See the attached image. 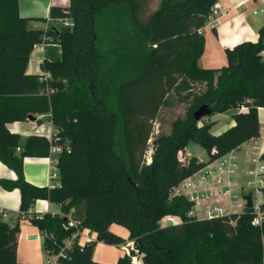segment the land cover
I'll list each match as a JSON object with an SVG mask.
<instances>
[{"label": "trees", "instance_id": "obj_1", "mask_svg": "<svg viewBox=\"0 0 264 264\" xmlns=\"http://www.w3.org/2000/svg\"><path fill=\"white\" fill-rule=\"evenodd\" d=\"M215 2L160 0L144 18L147 0H69L67 8L51 7L49 18L72 26L43 31L20 16L19 0H0V162L16 174L0 179V187L19 191L20 218L41 232L44 252L58 253L74 232L64 228L70 214L96 234L95 242L67 250L61 264H100L93 261L97 242L117 247L127 241L138 252L129 249L116 264H133V257L149 264H264V188L260 225L253 223V208L211 220L190 217L194 203L174 195L185 179L260 135L264 27L255 42L225 51L226 66L201 68L200 30ZM43 42L61 50L60 61L42 62L41 70L50 73L45 81L26 72L34 46ZM171 96L186 105L185 114L151 141L147 163L153 121ZM241 106L247 112L233 114L235 125L217 136L211 123L193 116L201 107L210 116ZM45 114L56 129L49 140L32 135L20 146V137L6 128ZM190 142L208 162L179 160ZM52 146L61 147L54 156L59 186L29 184L24 159L49 157ZM260 159L264 163V154ZM37 200L59 205L61 215L28 217ZM165 216L180 223L161 226ZM112 224L128 231L126 240L109 230ZM19 231L18 222L0 220V264H20Z\"/></svg>", "mask_w": 264, "mask_h": 264}, {"label": "crops", "instance_id": "obj_2", "mask_svg": "<svg viewBox=\"0 0 264 264\" xmlns=\"http://www.w3.org/2000/svg\"><path fill=\"white\" fill-rule=\"evenodd\" d=\"M216 3L220 5L224 14L200 30L204 37L205 47L203 55L198 60V65L201 68L219 70L227 65L225 56L227 49L231 50L242 42H255L257 40L258 31L264 27V0H216ZM54 6L67 8L69 0H19V14L23 18L33 20L30 22V28L45 31L48 26L61 23L59 20L49 18L50 8ZM36 19H42V21ZM262 56L264 58V52ZM60 59L61 50L58 44L51 42L36 44L30 54L26 72L42 76L44 72L41 70V64L44 60L58 62ZM238 112L245 113L247 109L241 106L225 113L203 117L202 121L211 123V133L217 136L235 125L232 115ZM257 115L260 123L258 138L249 140L234 149L232 153L234 159H231L229 154L225 155L222 160L227 161L226 164L221 165V160H215L208 163L202 171L188 177L194 182V187L188 189L190 192L192 191L199 196L213 194L208 199H198L195 206L196 210H201L203 206L220 205L223 208V214L241 213L242 208L237 206V203L241 201H236L230 195H224L223 191L227 189L230 193L233 194L234 192L241 196L251 194L252 202L258 205L262 204L263 198L260 189L264 188V163L260 157L264 154V108H258ZM6 128L9 132L20 137V146H23L27 138L32 135L43 136L49 140L56 133L49 114L33 116V120L8 123ZM180 154L187 161L194 157L200 162H208L206 152L193 142H190ZM54 156L50 153L49 157L25 158L23 161L25 180L36 187H55L58 181ZM262 164L263 170L259 175L249 174V172L257 170ZM232 165L235 168L229 172ZM201 175L205 176L204 179H201ZM217 178H220L221 181L217 182ZM0 179H16L14 171L1 162ZM254 197H256V201H254ZM19 206V191L17 189L7 191L0 187V209L4 210L8 216L5 221L11 225L16 222L19 223L20 231L16 247L17 261L20 264H44L45 252L42 248V234L27 218H20ZM31 214L61 215V210L59 205L46 200H37L30 209L28 217ZM109 230L125 240L128 237V231L121 226L112 224ZM127 244L116 247L97 242L94 248L93 261L100 264H116L120 256L128 253L127 246L130 244ZM133 258V264H141L138 259L136 262L133 261Z\"/></svg>", "mask_w": 264, "mask_h": 264}, {"label": "built area", "instance_id": "obj_3", "mask_svg": "<svg viewBox=\"0 0 264 264\" xmlns=\"http://www.w3.org/2000/svg\"><path fill=\"white\" fill-rule=\"evenodd\" d=\"M224 12L221 11L220 5L218 3H214L210 9V14L208 17V22L207 24H212V22L214 20H216L217 18H219L221 15H223ZM61 24L65 27H71L72 23L69 20H61L60 21ZM50 78V73L49 72H44V74L41 76V80H48ZM19 149H17L18 151ZM61 151V147L60 146H52L50 149V153L51 154H57ZM234 150H231L228 154L230 156L231 159H234V156L232 155ZM214 152V151H213ZM180 153L178 154V158L181 162H183V160H181L180 158ZM223 158V157H222ZM222 158L218 159L221 160V165L226 164L227 161L222 160ZM149 161H150V155H149ZM55 162V160H54ZM149 163V162H147ZM235 166L232 165L231 170H229V172H232L234 170ZM220 169V167L218 168V170ZM263 170V164L259 165V167L257 168V170H254L252 172H249L250 175H259ZM202 171V170H201ZM200 172V171H199ZM207 174H210V172H207ZM204 175H201V179H204ZM221 179L217 178V182H220ZM56 186H59V184H57ZM194 187V182H192L189 178L185 179L183 181V183H181V185L179 184V186L177 188L174 189V195H183L185 196L189 201L194 203V208L188 213V216L190 217H195L199 220H211L226 214H223V208L221 206H217V205H210V206H206L203 210H196L195 206H196V202L198 199H208L210 196H212V193L209 194H205V195H197L194 194L192 191L190 192L188 189ZM224 195H230L232 196L233 199L235 200H240L241 202L237 203L238 207H241L242 210L245 208V201L242 199V196L240 194H235L233 192L230 193V191L227 189L225 191H223ZM253 204V209L255 211V217L253 220V223L255 225H260L262 218H263V214L260 212V205H258L257 203L252 202ZM195 209V210H194ZM7 213L0 209V220L5 221V219L7 218ZM67 217V223L64 225L65 229H69V228H73L74 232L71 234L70 237H68L64 243H63V247L59 250L58 253H50L48 251L45 252V261L44 264H61L60 259L66 257L67 254V250H69L70 248H72L73 246L77 245L79 247L84 246L85 244H90L96 241V234L92 231H90L87 228H84L80 221L74 220L71 216H66ZM180 223V219L178 217H174V216H165L160 220V225L161 226H166L168 224H172V225H176Z\"/></svg>", "mask_w": 264, "mask_h": 264}, {"label": "rangeland", "instance_id": "obj_4", "mask_svg": "<svg viewBox=\"0 0 264 264\" xmlns=\"http://www.w3.org/2000/svg\"><path fill=\"white\" fill-rule=\"evenodd\" d=\"M159 1L160 0H147V3L143 7V10H142V17L145 18L150 13H152L155 9H157V7L159 5ZM196 88L197 89H201L202 85L201 86H197ZM169 98H170L171 105L168 106V107H162L159 110L156 119L153 121V124H152L153 125V137H152V139L149 142V150H148V152L146 154L147 162H149V155L152 152L151 141L155 137H157V135H159V134L168 133L169 130H170L172 122L178 117H183L184 114H185L186 105L183 104V103L178 102L177 99L174 96H171ZM191 146H193V145H191ZM194 146H196V145H194ZM196 148H199V147H196ZM179 156H180L181 160H183V163L185 164L187 162V160L184 159L182 154H180ZM238 200H236V201H238ZM254 201H256V197H254ZM217 206H220V205H217ZM205 207L206 206H203L201 208V210L203 208H205ZM127 243L130 244V246H127V249H128V252H129V249L132 248L131 247L132 242H128L127 241L126 244ZM141 258L142 257H136V259H138L140 261V263L143 264L142 261H141Z\"/></svg>", "mask_w": 264, "mask_h": 264}, {"label": "water", "instance_id": "obj_5", "mask_svg": "<svg viewBox=\"0 0 264 264\" xmlns=\"http://www.w3.org/2000/svg\"><path fill=\"white\" fill-rule=\"evenodd\" d=\"M206 115H207V112L205 111L204 107L199 108L193 114L195 120H199L200 118H202ZM28 119L33 120V117L30 116ZM242 199L245 201V208H249V209L253 208L251 194H247V195L242 196ZM131 247H132L131 249H133L135 252H138V246L135 242H132ZM141 261L143 264H149L147 258H142Z\"/></svg>", "mask_w": 264, "mask_h": 264}, {"label": "bare ground", "instance_id": "obj_6", "mask_svg": "<svg viewBox=\"0 0 264 264\" xmlns=\"http://www.w3.org/2000/svg\"><path fill=\"white\" fill-rule=\"evenodd\" d=\"M133 261H135V262H136V257H134V258H133Z\"/></svg>", "mask_w": 264, "mask_h": 264}]
</instances>
